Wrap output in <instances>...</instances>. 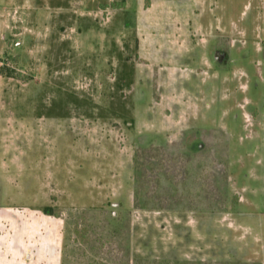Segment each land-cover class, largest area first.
Returning <instances> with one entry per match:
<instances>
[{
    "label": "rangeland",
    "instance_id": "rangeland-1",
    "mask_svg": "<svg viewBox=\"0 0 264 264\" xmlns=\"http://www.w3.org/2000/svg\"><path fill=\"white\" fill-rule=\"evenodd\" d=\"M125 1L0 0V264H264L259 0L176 42Z\"/></svg>",
    "mask_w": 264,
    "mask_h": 264
},
{
    "label": "crops",
    "instance_id": "crops-1",
    "mask_svg": "<svg viewBox=\"0 0 264 264\" xmlns=\"http://www.w3.org/2000/svg\"><path fill=\"white\" fill-rule=\"evenodd\" d=\"M139 1L142 2V5L138 8L130 7L129 9L127 1L122 2L120 6L125 11L133 12V22L135 27L164 28L165 31L163 30V32L165 33L161 38H164L166 42H176L181 40V38L183 39L185 36L186 38L184 39H188L187 37H189V34L187 35L185 34L186 32L181 31V29L183 30L184 28L201 27L204 29L211 28L212 31H215L214 29L216 27L221 26L237 27L232 21L224 23L225 18L230 14V3L220 5L218 0H147V3H150V5L147 6L148 4H144V0H137L136 2ZM258 4V7L256 6L254 9V15L251 20H249L248 25H242L246 29L245 33L248 41L250 40L252 43L256 42V40L257 42L264 41V0H259ZM250 26L252 27L251 30H249ZM166 48L169 49L168 46ZM167 49L165 50L166 54L164 56L161 54H155L154 56H160L166 59L165 61L169 64L175 65L173 62V56L176 54L171 51L168 52ZM178 50H181L179 53L183 52L180 47ZM184 51L189 54L192 50L187 48ZM190 57L192 58V56ZM263 149L264 146H262V150ZM257 163L261 168L260 203L262 205V210L264 211V157H261ZM59 233L60 232H58V236H61ZM24 252L25 251H21L19 259L17 257L18 254H15L16 259L19 262L21 261L22 264H44L46 262L45 260H49L48 255H56L54 264H61L60 248L56 249V245L54 244L48 248V251L42 259H40L41 257L37 250L28 252L26 259L24 258Z\"/></svg>",
    "mask_w": 264,
    "mask_h": 264
},
{
    "label": "trees",
    "instance_id": "trees-1",
    "mask_svg": "<svg viewBox=\"0 0 264 264\" xmlns=\"http://www.w3.org/2000/svg\"><path fill=\"white\" fill-rule=\"evenodd\" d=\"M47 115H51V114H47ZM222 132V133H221ZM221 132H218V133H220L219 135H213L212 136V139L214 140V145L217 147V150H219V154H221V153H223V148H224V146H226V141L228 142V136L226 135V133L224 132V131H221ZM214 133V132H213ZM216 161L217 162H219V163H221L222 165H220V167H219V169L217 170V169H215L214 168V162H215V159H213V165H212V172H214V175H216V176H220L219 177V183L221 184V186H222V184H223V180L225 181L226 180V177H224V176H222L221 174L223 173V174H225V172H226V164L224 163V160L223 159H220V160H218L217 158H216ZM201 163H203V162H201ZM199 165V164H198ZM224 166V167H223ZM203 167H204V164H202V168H200V171L201 170H203L204 171V169H203ZM140 178L143 176V172L142 173H140ZM215 177V176H214ZM205 182L204 181H202V183H201V186L203 187V189H205L206 188V186H205V184H204ZM140 185L142 186V184L140 183ZM185 185V184H184ZM145 194H147L148 192H147V190L144 192Z\"/></svg>",
    "mask_w": 264,
    "mask_h": 264
}]
</instances>
